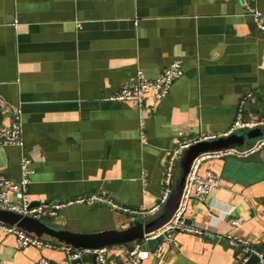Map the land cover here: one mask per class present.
I'll return each instance as SVG.
<instances>
[{
  "label": "crops",
  "instance_id": "obj_1",
  "mask_svg": "<svg viewBox=\"0 0 264 264\" xmlns=\"http://www.w3.org/2000/svg\"><path fill=\"white\" fill-rule=\"evenodd\" d=\"M253 1L264 11V0ZM174 60L184 74L169 94L145 97V145L138 103L110 97L136 80L139 69L154 79ZM249 91L254 96L245 117L264 118V32L240 0H0V97L7 101L0 103V127L21 104L24 152L35 169L28 188L33 205L96 192L152 209L178 139L223 135ZM258 152V163L205 160L200 172H217L220 187L192 198L187 212L202 229L233 231L264 249V147ZM20 159L18 147H0V169L13 181L20 179ZM171 195L145 217L170 219ZM134 218L106 204L73 203L45 220L98 232L125 228ZM232 219H240L238 228ZM175 239L143 264H235L240 256L218 236L177 232ZM52 241L53 248L19 250L14 234L0 231V264H38L41 256L62 264V244ZM156 243L144 244L153 249ZM113 246L109 264H128L123 249Z\"/></svg>",
  "mask_w": 264,
  "mask_h": 264
},
{
  "label": "built area",
  "instance_id": "obj_2",
  "mask_svg": "<svg viewBox=\"0 0 264 264\" xmlns=\"http://www.w3.org/2000/svg\"><path fill=\"white\" fill-rule=\"evenodd\" d=\"M244 5L247 13L251 15L254 23L260 31L264 32V11L260 10L253 0H240ZM19 21H14V26L18 27ZM184 74V68L179 60L172 61L161 73L154 79L144 76L142 69L137 71L136 80L131 83H124L120 89L110 97L111 100L126 101L134 100L138 103L142 117L140 119L141 140L143 144H147L148 140L144 131V107L145 97L151 93L158 101L167 96L174 84ZM253 92L249 91L239 100L236 117L230 129L223 135H228L239 130H250L256 127L264 126V118H246L245 108L249 100L253 98ZM0 103L4 106L7 101L0 97ZM216 137L208 135L198 139H178L175 147L170 150L167 164L165 167V175L163 178V189L159 202L150 210L132 208L121 205L109 195L101 193H91L89 195L76 197L66 200H55L52 202L39 203L33 205L28 197V188L32 182V175L35 169L32 166V159L25 154V138H24V118L22 105H18L11 109V120L8 125L0 127V147L16 146L21 151L20 159V179L13 181L8 178L0 169V209L16 212L22 215L31 216L36 219H47L54 217L58 211L65 205L73 203L88 204H106L116 210L132 214L135 217H145L149 213H154L168 200L171 195L173 184L175 183V167L179 157L185 149L191 145ZM264 147V136L260 137L250 147H231L220 151L203 153L197 156L190 168L186 178V183L182 192V196L178 207L174 211L171 218L156 230L145 234L142 240L131 243L119 244L126 254V262L128 264H143L151 254L160 255L165 244H176L175 233H192L203 236H218L225 239L235 248H240V256L235 264H245L252 255H256L259 264H264V251L261 250L253 241L245 236L237 235L230 231L223 235L202 229L197 226L191 214H188L189 202L192 198L202 195H210L214 190L220 187V176L212 169H206L204 174L200 172L203 162L210 158H222L228 155L247 156L251 153L258 152ZM143 183L146 189L147 178L144 175ZM234 228H238L241 224L240 219H232ZM0 231L12 233L16 236L17 248L22 250L28 246L37 249L53 248L55 243L52 240L36 236L35 234L26 232L16 225H10L0 221ZM150 241H156L153 249L145 246ZM145 243V244H144ZM114 246L104 247H86L75 249L72 246L62 245L65 252L66 260L62 264H109L108 255ZM89 258V259H87ZM38 264H59L55 261L41 256Z\"/></svg>",
  "mask_w": 264,
  "mask_h": 264
},
{
  "label": "water",
  "instance_id": "obj_3",
  "mask_svg": "<svg viewBox=\"0 0 264 264\" xmlns=\"http://www.w3.org/2000/svg\"><path fill=\"white\" fill-rule=\"evenodd\" d=\"M261 135H264V129L261 128L239 130L228 135H220L199 141L185 149L180 159L179 177L176 181L173 194L171 195L174 210L179 205L187 175L197 156L231 147L242 148L247 146L252 139ZM223 159H236L242 163H258L261 161L260 152H254L243 157L228 155L223 157ZM0 221L10 225H16L26 232L49 240H55L62 245L72 246L75 249L113 246L138 241L143 239L146 233L156 230L167 222H160V224L159 221H149L146 217H135L125 228L108 229L98 232H73L68 229L59 228L43 219H36L31 216L3 209H0ZM259 248L264 251L263 247ZM237 250L241 251L239 247ZM245 264H259V259L256 255H252Z\"/></svg>",
  "mask_w": 264,
  "mask_h": 264
}]
</instances>
